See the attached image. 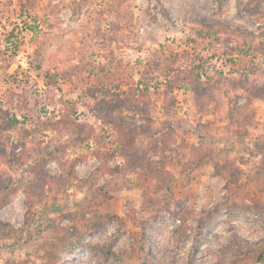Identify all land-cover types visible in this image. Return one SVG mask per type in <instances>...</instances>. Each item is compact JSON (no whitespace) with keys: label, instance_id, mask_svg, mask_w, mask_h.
Segmentation results:
<instances>
[{"label":"rangeland","instance_id":"1","mask_svg":"<svg viewBox=\"0 0 264 264\" xmlns=\"http://www.w3.org/2000/svg\"><path fill=\"white\" fill-rule=\"evenodd\" d=\"M12 3L35 27L29 74L0 48V264H264V0ZM117 98L144 162L112 171Z\"/></svg>","mask_w":264,"mask_h":264},{"label":"trees","instance_id":"2","mask_svg":"<svg viewBox=\"0 0 264 264\" xmlns=\"http://www.w3.org/2000/svg\"><path fill=\"white\" fill-rule=\"evenodd\" d=\"M197 67L199 66L197 65L194 68L197 69ZM188 73L189 72L187 71L180 73L183 79L182 81H180V83L185 84L187 88L191 90L195 101L197 102V104L200 105L201 100L203 99L204 96H206L205 89L209 85L208 81L206 80L201 82V77L198 70H195V74L194 75L191 74L192 76L188 75ZM218 74L221 75V73ZM208 77L210 78L211 76L208 75ZM189 78L194 79V81H191ZM121 103L122 101L119 98L114 99L110 103L106 102L107 109L103 110L104 113H106L107 111L106 115L104 113H102L101 115L100 107L99 106H98L99 108L97 107V112L102 117L103 119L102 121L109 123V126L112 128L114 132H116L117 135L116 139L113 141V148L108 154L112 161L118 158L121 160L122 163L113 167L111 169L112 171L117 169L118 167L124 169L141 167L143 166V162H144V158L139 155V152L135 146L134 134L132 132L131 124L120 113L119 107L121 106ZM107 116L109 118H107ZM55 123L56 126H59V128L63 130L72 126V128L75 129L76 131H80V129L73 127L74 123L69 116H65L64 118H61L59 121L54 122V124ZM4 202L5 201L3 200L1 204ZM96 219L97 221L103 220L100 217L99 218L97 217Z\"/></svg>","mask_w":264,"mask_h":264},{"label":"built area","instance_id":"3","mask_svg":"<svg viewBox=\"0 0 264 264\" xmlns=\"http://www.w3.org/2000/svg\"><path fill=\"white\" fill-rule=\"evenodd\" d=\"M12 2V6L15 7L16 0H12ZM37 23L39 24V22ZM33 27L35 26L32 19L27 16L23 17L22 23L11 27L4 20H0V48L12 61L9 66L10 74H29L30 50L28 42L34 36ZM89 145L93 147L94 143L90 141Z\"/></svg>","mask_w":264,"mask_h":264}]
</instances>
